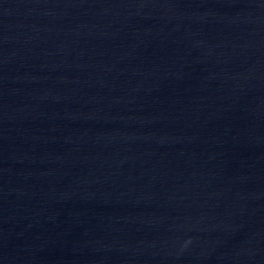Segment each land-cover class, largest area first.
Returning a JSON list of instances; mask_svg holds the SVG:
<instances>
[{
	"label": "water",
	"instance_id": "95a60500",
	"mask_svg": "<svg viewBox=\"0 0 264 264\" xmlns=\"http://www.w3.org/2000/svg\"><path fill=\"white\" fill-rule=\"evenodd\" d=\"M0 264H264V0H0Z\"/></svg>",
	"mask_w": 264,
	"mask_h": 264
}]
</instances>
